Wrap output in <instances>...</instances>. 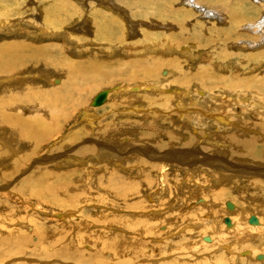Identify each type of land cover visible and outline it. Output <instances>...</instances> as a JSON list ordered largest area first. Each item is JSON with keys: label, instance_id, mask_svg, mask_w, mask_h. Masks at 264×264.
<instances>
[{"label": "rangeland", "instance_id": "1", "mask_svg": "<svg viewBox=\"0 0 264 264\" xmlns=\"http://www.w3.org/2000/svg\"><path fill=\"white\" fill-rule=\"evenodd\" d=\"M66 1L78 4L57 35L42 22L63 15L52 0L1 11L14 14L0 18V114L29 126L42 117L50 129L36 142L0 119V264H264V243L226 225L264 221L262 35L232 27L213 2L210 19L174 18L183 0ZM101 13L112 22L101 26ZM157 59L148 78L143 68ZM70 81L66 113L52 111ZM161 93L166 104L149 103ZM79 96L93 125L73 109Z\"/></svg>", "mask_w": 264, "mask_h": 264}, {"label": "bare ground", "instance_id": "2", "mask_svg": "<svg viewBox=\"0 0 264 264\" xmlns=\"http://www.w3.org/2000/svg\"><path fill=\"white\" fill-rule=\"evenodd\" d=\"M48 1V3H50L49 2V0H47ZM156 1H159V0H156ZM163 1V4L165 3H168L169 5H171L170 4V2H175V1H177V0H162ZM250 1L252 2V3H250ZM150 1H143V4H147V3H149ZM210 2H213L215 5H219V6H222L223 7V12L225 13V17H227V21L228 22H231V24H233V26L232 27H235V28H238L240 25L241 26H246V29L247 30H249V32H251V33H253V35L254 36H256L257 34H261L262 35V37L264 38V0H183L182 1V6H181V8L180 9H172V7H170L171 8V10H170V12L169 13H171L172 15H174V18H175V16L177 17V18H181V16L180 15H183L184 16V18H187L188 16H190V15H192V14H194L193 13V10H194V12H198L199 11V13L198 14H200V15H203V13L205 12V15L207 16L206 18H212V16H210L211 15V11L212 12H214L212 9H210L209 7H207L206 5L207 4H209ZM9 3H10V6H11V4L13 3V0H0V18H5V19H12L13 17H9L10 15L12 16V14H14L13 12L11 13V14H4L3 12H1V11H3L5 8H8L9 7ZM181 3V2H180ZM234 3V4H233ZM76 4H78V3H76V2H73V1H66V0H64V1H60V2H56V1H54V0H52V6L55 8V10H61V9H64L65 8V10H64V12H62L63 13V15L61 16V17H55L54 16V14H53V10H52V12H50L49 13V15H47V16H45V18H43L42 19V22L43 23H46L47 25H46V28H47V26H48V24L49 25H51V24H53V26L55 27L56 26V28H58V29H53L52 30V28L50 29V28H48L49 30H48V32H49V34H51V35H57V34H59V32H61V28H62V25H64V23L66 22V19H68L67 17H68V15H69V13H68V11H69V9H71V8H73V7H75L76 6ZM162 4V5H163ZM246 4L247 5H249V6H246ZM18 6H19V4L13 9V10H15V13L16 12H20V11H17L18 10ZM68 6H70V7H68ZM167 6V5H166ZM259 8H258V7ZM184 7H187V8H184ZM201 7H203V9H200ZM9 11V10H8ZM168 11V10H167ZM166 11V12H167ZM246 12H258V17L256 18V19H252V16H250V19L249 20H247V18H246V16H247V14H246ZM102 15H101V17L103 18V21H102V23L103 24H101V26H106V25H108L109 23H111L112 22V18H111V16L110 15H106V14H104V13H101ZM171 17H173V16H171ZM21 19V18H20ZM22 20V19H21ZM13 21V20H12ZM25 23H27V24H29L30 22L29 21H25V20H23ZM37 27V26H36ZM60 27V28H59ZM40 28V27H39ZM43 29V28H42ZM44 32V31H43ZM45 33V32H44ZM43 33V34H44ZM61 33H63V32H61ZM64 33H65V31H64ZM107 33V32H106ZM46 34V33H45ZM66 34V33H65ZM60 35H62V34H60ZM105 35H107V34H105ZM63 36H65V35H63ZM103 37V36H102ZM105 38V37H104ZM263 38H261L260 36H256V42L259 40L260 42L262 41V39ZM255 41L253 40V41H249V43H254ZM255 42V43H256ZM251 45V44H250ZM262 53H264V50H262ZM263 56V55H262ZM33 58L34 59H39V58H37V55L35 54L34 56H33ZM92 62V67H96L97 65H99V63L98 62H96V61H91ZM163 63H164V61H161V60H155V61H153V63H150V64H147L144 68H143V71H144V74L148 77V76H150V74L153 72V71H155V69H156V71L158 70V67H161V65H163ZM83 66V64H82V62H76V66L74 65V64H71V68L68 70L69 71V74H70V76L72 77V79H76L77 78V76L76 75H74V73H73V70H77V68H80V67H82ZM100 66V65H99ZM160 69V68H159ZM94 74H96V75H98L97 73H94ZM132 76V75H131ZM149 78V77H148ZM173 78L174 77H172V79L171 80H173ZM180 79H181V77H179V78H176V82H179L180 81ZM159 80V79H158ZM246 82V81H245ZM245 82H243V84H245ZM249 82V81H248ZM159 83V82H158ZM162 83H165V81L163 80V82ZM161 82L159 83V84H162ZM251 83V82H250ZM152 85V84H151ZM146 86V87H152V86ZM156 85H158V84H156ZM156 85H155V87H156ZM164 85V84H163ZM235 85V84H234ZM84 87V86H83ZM160 87H162V86H160ZM250 87H252V86H250ZM260 87V86H259ZM258 87V88H259ZM261 87H263V86H261ZM68 89H66V90H62L61 91V94H58V92H55V95H54V99H51L50 100V108L52 109V111H60V112H62V113H66V111H67V108H63V107H66V105L69 103V102H71V97H72V95H70V90L71 89H73L74 88V83L72 82V81H70L69 82V85H68V87H67ZM138 87H134V89H137ZM153 88V87H152ZM120 89H122V88H120ZM125 89V88H124ZM133 89V90H134ZM149 89V88H148ZM155 89V88H154ZM153 89V90H154ZM156 89H158V87L156 88ZM155 89V90H156ZM162 89V88H161ZM123 90V89H122ZM124 91V90H123ZM164 91V90H163ZM54 92H51V93H49V95H51V94H53ZM102 94H103V98L101 99V101L99 102V103H95L94 102V105L95 106H99V105H101V103L104 101V99L106 98L105 96H106V92H101ZM155 93V92H154ZM157 93V92H156ZM160 93V92H159ZM162 94V93H161ZM163 94H164V92H163ZM162 94V95H163ZM149 95V94H148ZM156 95V94H155ZM154 95V96H155ZM71 96V97H70ZM132 97H135V95H131ZM80 97V99L77 101V103H78V106H76V107H74L73 109H80L79 111H78V114L79 113H81L82 115L81 116H83V118L86 120V121H88V123H86V124H88V125H93L94 124V121H96V120H94L95 119V117H94V119H93V117H91V115L87 112L88 111V109H86V107L84 106V101H85V99H84V97L82 98L81 96H79ZM96 97V96H95ZM131 97V98H132ZM141 97V96H140ZM146 97V96H145ZM147 97H149V96H147ZM147 97H146V99H147ZM142 98H143V96H142ZM144 99V98H143ZM170 98L168 97V95L167 96H158V98H156V97H154V98H152L151 97V99H150V101H149V103H155V102H158V103H160L161 105H164V103L166 104V102H168V100H169ZM72 100H73V97H72ZM86 103V102H85ZM263 103V102H262ZM256 105H253V103H252V105L255 107H259L258 109H256V110H259V111H261V109L262 108H264V104H261V103H255ZM158 105V104H157ZM84 106V107H83ZM255 107V108H256ZM81 111V112H80ZM80 116V117H81ZM200 116V115H199ZM82 118V117H81ZM194 118H195V116H194ZM200 118V117H199ZM0 119H2V120H9V122H13V124L15 123V128H14V134H18L20 137H24V136H26L27 134H29V133H31V140L33 139V140H35L36 142H39V141H41V139L44 137V135H45V131H46V129H50V127L49 128H47V125H46V121L42 118V117H39L38 119H39V122L38 123H34V124H32V126H29L28 124H29V121L28 122H26L24 119H19V118H13L12 116H9V114L8 113H5V112H2L1 114H0ZM192 119V118H191ZM1 120V121H2ZM167 120V119H166ZM195 121V120H194ZM200 121H201V119H200ZM85 122V121H84ZM196 122V121H195ZM203 124V123H202ZM102 125V124H101ZM101 125H99V126H101ZM85 126V125H84ZM26 127V129L24 130L23 128H25ZM89 127V126H88ZM107 127H109V126H107ZM84 128L85 127H83V129L82 128H80V129H78V130H76V131H74V133H73V136L74 137H77V135L78 134H80V133H83V131H85L84 130ZM106 129V128H105ZM108 129V128H107ZM87 131V130H86ZM97 132V131H96ZM205 142V141H204ZM207 145H210V144H208L207 143ZM119 147V146H118ZM216 149V148H215ZM76 160V159H75ZM74 162V161H73ZM162 175V174H161ZM164 176V175H163ZM189 177V176H188ZM212 178V177H211ZM162 183V182H161ZM164 183V182H163ZM232 183V182H231ZM257 183V182H256ZM165 184V183H164ZM228 184V183H227ZM166 187H167V185H166ZM165 189H167V188H165ZM229 192V191H228ZM213 195V194H212ZM214 197V196H213ZM224 198V197H223ZM222 199V198H221ZM201 200H204V199H201ZM205 201V200H204ZM203 202V201H202ZM200 203V202H199ZM228 203H230V202H228ZM245 209V208H244ZM246 211V210H245ZM188 214V213H187ZM192 215H193V213H191ZM195 214V213H194ZM57 215V214H56ZM59 217H60V215H58ZM186 216V215H185ZM184 216V217H185ZM194 216V215H193ZM188 216H186V218H187ZM192 217V216H191ZM258 218V217H257ZM183 219V218H182ZM190 219H192V218H190ZM260 219V218H259ZM195 220H197V219H195ZM207 220V219H206ZM205 220V221H206ZM201 221V220H200ZM199 221V222H200ZM228 221V218L227 219H225V222H227ZM140 222V221H139ZM199 222H197V223H199ZM204 222V221H203ZM207 222V221H206ZM212 222V221H211ZM229 222V223H228ZM227 222V224L226 225H231L230 227L231 228H227V229H233V231L235 232V233H241L242 231L245 233V232H249L250 234V236L248 237V239H247V241H249V242H251V243H254V244H257L258 246H261L263 243H264V221H262V222H259V220L257 221V219L255 218V216H253V217H251V218H248V222H250V223H254V224H249L248 222H246V224L242 227L241 225H238L239 223L238 222H235V221H232L231 222V219H230V221H228ZM141 223V222H140ZM178 223H179V221H178ZM190 223V222H189ZM195 223V222H194ZM213 223V222H212ZM236 223H238V224H236ZM176 224V223H175ZM193 224V223H192ZM201 224V222L199 223V225ZM140 225H142V224H140ZM184 225V224H183ZM191 225V224H190ZM190 225H188L187 224V226H189L190 227ZM195 225V224H194ZM199 225H198V227H199ZM201 225H204V224H201ZM200 225V228H202V226ZM187 226H185L184 228H186ZM192 226V225H191ZM188 227V228H189ZM182 228V227H181ZM180 228V229H181ZM199 228V229H200ZM179 228H178V230H180ZM183 229V228H182ZM177 230V231H178ZM185 230V229H184ZM202 230H204V229H202ZM206 230V229H205ZM169 231V230H168ZM168 231H166V232H168ZM187 231H188V229H187ZM210 232V231H209ZM165 233V232H164ZM166 235H167V233H165ZM170 235V234H169ZM174 235V234H173ZM203 239H205L206 241H212V240H214V241H217V239L216 238H213V237H203ZM213 241V242H214ZM209 242V243H210ZM114 243V242H113ZM219 245H218V247L219 246H221V248H223V251H224V249H225V251L227 252V253H232V254H238V255H245V254H250V256L249 257H251V258H254L257 254H258V249H250V250H245V252H235V251H233L231 248H230V245L229 244H224V243H219V242H217ZM109 244H111V242L109 243ZM262 249H264L263 247H262ZM219 250V249H218ZM218 250H216V251H218ZM215 251V252H216ZM222 251V250H221ZM219 252V251H218ZM217 253V252H216ZM222 254V253H221ZM224 255V254H223ZM222 256V255H221ZM257 257V259H264V251H263V254H261V255H257L256 256ZM264 261V260H263Z\"/></svg>", "mask_w": 264, "mask_h": 264}, {"label": "water", "instance_id": "3", "mask_svg": "<svg viewBox=\"0 0 264 264\" xmlns=\"http://www.w3.org/2000/svg\"><path fill=\"white\" fill-rule=\"evenodd\" d=\"M103 98V94L102 93H99L96 95V97L94 98V102L95 103H99L101 101V99Z\"/></svg>", "mask_w": 264, "mask_h": 264}, {"label": "flooded vegetation", "instance_id": "4", "mask_svg": "<svg viewBox=\"0 0 264 264\" xmlns=\"http://www.w3.org/2000/svg\"><path fill=\"white\" fill-rule=\"evenodd\" d=\"M245 252V251H244Z\"/></svg>", "mask_w": 264, "mask_h": 264}]
</instances>
